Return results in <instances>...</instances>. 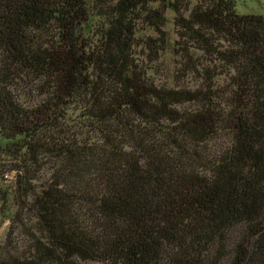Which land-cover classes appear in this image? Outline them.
I'll use <instances>...</instances> for the list:
<instances>
[{
  "label": "trees",
  "instance_id": "trees-1",
  "mask_svg": "<svg viewBox=\"0 0 264 264\" xmlns=\"http://www.w3.org/2000/svg\"><path fill=\"white\" fill-rule=\"evenodd\" d=\"M168 5L0 0V152L34 222L0 264H264V16L175 0L199 83L172 88L135 61L142 23L162 50Z\"/></svg>",
  "mask_w": 264,
  "mask_h": 264
},
{
  "label": "rangeland",
  "instance_id": "rangeland-1",
  "mask_svg": "<svg viewBox=\"0 0 264 264\" xmlns=\"http://www.w3.org/2000/svg\"><path fill=\"white\" fill-rule=\"evenodd\" d=\"M175 0H169L166 13V36L165 44L159 45L162 50L158 53L146 50L145 43L148 37L158 38L152 28H149L145 23H142L138 29V41L143 47L136 50L135 61L147 71L151 80L155 81L159 86L168 87H195L199 83V78L196 75H187L182 70L181 63L184 61L180 58V38L177 34L176 14L174 11ZM237 13L240 15H262L264 16V0H234ZM141 45V46H142ZM197 55H199L197 53ZM28 90V89H27ZM27 106L34 105L36 98L34 93L30 97L18 88L16 92ZM33 103V104H32ZM82 137V132L76 134ZM54 159L47 157L44 162L50 163L48 169L36 174L31 182L35 189L40 190L54 176V168L57 164ZM23 161H16L11 156L0 152V255L10 247L7 245L13 243L20 251H25L31 242V232H34L33 216L29 211L22 210L21 205L15 200L19 194L18 184L20 175H23L20 170L23 166ZM33 175V174H32ZM22 185H20L21 189ZM10 236V237H8ZM89 264H101L92 262Z\"/></svg>",
  "mask_w": 264,
  "mask_h": 264
}]
</instances>
